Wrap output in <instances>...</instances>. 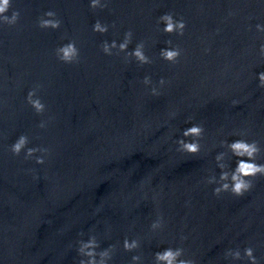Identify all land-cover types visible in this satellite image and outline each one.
Returning <instances> with one entry per match:
<instances>
[{
    "label": "water",
    "instance_id": "1",
    "mask_svg": "<svg viewBox=\"0 0 264 264\" xmlns=\"http://www.w3.org/2000/svg\"><path fill=\"white\" fill-rule=\"evenodd\" d=\"M90 4L12 0L7 15L18 10L19 19L0 24V264H79L87 259L80 242L92 236L97 253L114 246L106 264H156L154 254L169 247L195 264H250L251 247L264 264V175L248 178L253 186L242 196L214 194L221 172L236 167L228 143L256 141L255 162L264 164V0ZM165 13L183 19L182 36L163 32ZM41 19L60 27L41 28ZM96 21L108 31L94 32ZM128 31L126 52L143 43L151 63L117 55L118 47L103 52ZM71 41L78 61L63 63L56 49ZM177 47L175 63L160 57ZM34 88L42 114L26 100ZM194 124L204 127L200 152L177 151L178 139H195L181 135ZM20 135L29 143L14 156ZM28 147L49 151L25 160ZM125 239L139 247L126 251ZM236 250L240 259L226 255Z\"/></svg>",
    "mask_w": 264,
    "mask_h": 264
},
{
    "label": "clouds",
    "instance_id": "2",
    "mask_svg": "<svg viewBox=\"0 0 264 264\" xmlns=\"http://www.w3.org/2000/svg\"><path fill=\"white\" fill-rule=\"evenodd\" d=\"M101 6L99 0H91L90 7L93 9ZM12 7V0H0V24H7L9 26L15 25L19 19L20 13L18 10H13L11 16L7 15L10 8ZM46 16L52 17L55 15L54 12L48 11L45 13ZM159 21L165 24L163 32L167 34L177 33L178 35L184 34V29L186 27L183 19L174 20L171 13H165L159 17ZM39 27L41 28H52L58 29L60 27V21L51 20V19H41L39 21ZM258 31H264L260 25H257ZM93 31L97 33H106L108 28L106 25H102L99 21H96L93 25ZM132 40V32L128 31L125 33L124 41L117 45L115 41H112L111 44L104 42L102 44V50L107 55H112V49L118 47V52H126L128 45ZM167 44H171V41H166ZM143 43L136 45L134 51L127 53L126 56L134 57L141 65L151 63L150 59L144 53ZM261 55L264 56V45L260 47ZM57 58L63 63H73L78 61L79 50L76 47L75 41H71L59 48L56 49ZM181 55V50L177 47L175 49L163 48L160 50V57L170 63H175ZM259 80V87L264 88V72H260L257 76ZM143 83L145 85L151 83L150 77H144ZM161 85L165 83L164 79L161 78ZM37 89L34 88L30 90L27 94L26 100L29 105L35 110L37 114H42L45 111V104L41 101L40 98L36 97ZM153 95H158L159 93L155 88L152 89ZM235 104L236 101H233ZM174 116L175 113H172ZM40 127H44V123L41 122ZM204 127L202 124H194L191 127H188L183 130L182 137L195 138L191 142L186 141L185 139H178L176 141L178 148L177 151L187 153L190 155H196L200 152L201 145L199 143V138L203 136ZM29 143V138L27 135H20L19 138L10 146V151L14 156H19L22 150L26 149V146ZM228 149L231 151L233 156L237 157L236 167L234 171H222L219 177V181L223 182L220 187L214 189V194L219 195L223 191H230L235 196H242L246 191H249L252 188V181L248 178L255 177L257 175H264V164L256 163V158L260 153V148L256 141L251 143L245 140H235L227 144ZM47 148L43 147H28L24 159L32 158L35 153L40 152L42 154L48 153ZM223 153L216 157L217 160H220L223 157ZM247 159H243V158ZM35 162L37 164H44L45 159L44 155L36 156ZM227 166L224 164L220 165L221 169H225ZM231 181L229 183L228 181ZM215 177H212L208 180V183H213ZM160 226L159 222L153 223L152 228L156 229ZM99 247V244L95 236L90 237L87 242H80L78 252L81 256L87 257V259H81L79 264H106V261L111 259V251L114 246H109V248L97 253L96 248ZM123 247L126 251H131L139 247V243L136 240L129 242L125 239ZM183 248H166L163 251L156 252L154 254L156 264H195V261L192 259H181L184 256ZM99 255V260L96 259V256ZM226 255L232 256L234 259H240L241 254L239 250L229 251ZM244 255L248 258L250 264H258L257 258L254 255V249L248 247L244 250ZM133 261H139V256H133Z\"/></svg>",
    "mask_w": 264,
    "mask_h": 264
}]
</instances>
